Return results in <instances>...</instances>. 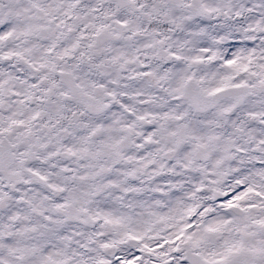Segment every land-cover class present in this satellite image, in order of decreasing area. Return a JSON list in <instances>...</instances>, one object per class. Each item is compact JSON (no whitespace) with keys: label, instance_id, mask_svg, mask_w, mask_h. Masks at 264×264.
<instances>
[{"label":"snow or ice","instance_id":"6c2138e0","mask_svg":"<svg viewBox=\"0 0 264 264\" xmlns=\"http://www.w3.org/2000/svg\"><path fill=\"white\" fill-rule=\"evenodd\" d=\"M0 264H264V0H0Z\"/></svg>","mask_w":264,"mask_h":264}]
</instances>
